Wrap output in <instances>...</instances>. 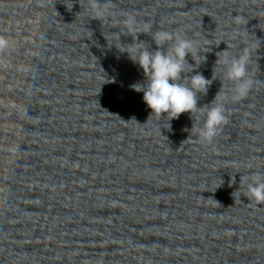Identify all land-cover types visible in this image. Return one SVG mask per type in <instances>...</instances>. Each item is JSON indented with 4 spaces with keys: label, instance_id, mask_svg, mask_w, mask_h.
Segmentation results:
<instances>
[{
    "label": "clouds",
    "instance_id": "9594fccd",
    "mask_svg": "<svg viewBox=\"0 0 264 264\" xmlns=\"http://www.w3.org/2000/svg\"><path fill=\"white\" fill-rule=\"evenodd\" d=\"M86 3V10L90 12L91 19L101 22L111 15L112 0H103V3L100 0H86ZM66 6L71 11L73 7L71 0H68ZM123 16L124 19L117 23L123 26L128 36L132 38V42L122 43L121 34L115 32L113 35L120 40V45L119 48L116 44L113 45L121 53H126L128 58L142 69L145 80L134 83L130 87L136 92L143 93V101L151 109L149 119L152 116H166L168 128H170L169 122L179 118L181 114L189 113L193 118L194 113H199L203 122L199 127H195L193 123L191 131H195L201 143H212L228 122L227 103L246 98L254 86L250 64L253 51L257 53L261 41L255 36L253 40L242 41L243 46L239 48L237 54L230 52L231 45L226 44L225 50L216 53L217 60L212 70V77L208 79L197 71L206 61L205 56L201 58L198 40L189 38L180 30L153 31L150 23H140L132 13H124ZM241 19L245 18H235L237 22ZM245 32H247L246 28ZM141 34L151 37V41L156 46L154 50L151 44L139 40ZM238 37L242 38L243 33L234 34L232 39L235 40ZM13 43L7 36L0 35V68L7 66L6 54L13 48ZM189 56L194 63L188 62ZM217 67L221 69L223 81H226L227 85L220 81V90L211 103L202 107L198 106V96L206 95L213 81L218 79ZM232 183H235V176L232 178ZM240 184L245 187L244 195L248 201L264 205V171L241 176ZM215 202L221 207L219 202Z\"/></svg>",
    "mask_w": 264,
    "mask_h": 264
}]
</instances>
